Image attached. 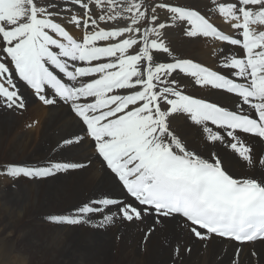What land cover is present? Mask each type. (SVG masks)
<instances>
[{"label":"snow or ice","instance_id":"1","mask_svg":"<svg viewBox=\"0 0 264 264\" xmlns=\"http://www.w3.org/2000/svg\"><path fill=\"white\" fill-rule=\"evenodd\" d=\"M177 30L235 46L214 52L226 73L179 55L170 41ZM178 77L236 102L197 98ZM18 84L45 106L66 107L75 131L48 158L8 163L5 174L44 180L87 168L91 159L54 156L90 144L123 197L99 191L48 222L105 230L151 218L146 240L156 225L180 219L202 242L264 245V148L248 140L264 145V0H0V109H25ZM177 116L197 129L195 149L173 127ZM232 162L247 174H230ZM250 257L264 264V250Z\"/></svg>","mask_w":264,"mask_h":264},{"label":"bare ground","instance_id":"2","mask_svg":"<svg viewBox=\"0 0 264 264\" xmlns=\"http://www.w3.org/2000/svg\"><path fill=\"white\" fill-rule=\"evenodd\" d=\"M189 2L202 6L204 0ZM213 18L221 30L231 32L222 18ZM69 31L74 37L81 35L79 30L69 28ZM170 41L179 55L225 73L226 70L218 67L214 52L224 48L231 54L230 50L235 49V46L211 38L189 40L178 30L170 34ZM178 79L187 92L197 98H206L227 107L236 102L230 94L201 89L186 77ZM18 86L25 97V109H1L0 164L4 184L0 193V221L6 232L14 231L12 227L22 231L18 241L31 249L33 261L38 264L44 260L47 264H220L221 261L222 264H232L239 249L238 264H251L250 251L264 250V245L259 242L252 249L217 237L199 241L183 228L180 219H170L163 227L156 225L146 240L149 229L154 227L151 218L135 224L117 221L105 230L48 222V215L66 214L99 191L123 197L112 184L101 158L94 156L90 144L71 151L62 150L54 156L61 162L87 163V159H91L92 163L87 168L44 180L12 178L5 174L3 169L8 163H36L48 158L55 144L62 137H67L69 131H75L69 125L66 107L45 106L22 84ZM173 127L189 141L191 148L201 144L197 129L183 116L173 120ZM248 140L258 150L264 148L255 138L249 137ZM230 174L244 176L247 173L239 163L232 162Z\"/></svg>","mask_w":264,"mask_h":264},{"label":"rangeland","instance_id":"3","mask_svg":"<svg viewBox=\"0 0 264 264\" xmlns=\"http://www.w3.org/2000/svg\"><path fill=\"white\" fill-rule=\"evenodd\" d=\"M0 127H1V109H0ZM4 184L3 177L1 176V164H0V193L1 186ZM1 197V194H0ZM0 219H1V198H0ZM14 231H4L1 227L0 221V264H38L31 259V249L25 245L19 243L21 238V230L14 229ZM19 236V237H18ZM18 253L26 254L30 259H26L25 255H18ZM16 259V260H15ZM39 264H47L44 260Z\"/></svg>","mask_w":264,"mask_h":264},{"label":"clouds","instance_id":"4","mask_svg":"<svg viewBox=\"0 0 264 264\" xmlns=\"http://www.w3.org/2000/svg\"><path fill=\"white\" fill-rule=\"evenodd\" d=\"M21 215H22V213H21ZM18 255H25L26 259H30V257H28L26 254L18 253Z\"/></svg>","mask_w":264,"mask_h":264}]
</instances>
